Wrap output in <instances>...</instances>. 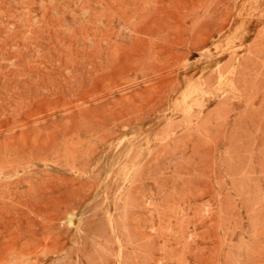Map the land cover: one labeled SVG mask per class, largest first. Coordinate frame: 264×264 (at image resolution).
I'll use <instances>...</instances> for the list:
<instances>
[{
  "label": "rangeland",
  "instance_id": "rangeland-1",
  "mask_svg": "<svg viewBox=\"0 0 264 264\" xmlns=\"http://www.w3.org/2000/svg\"><path fill=\"white\" fill-rule=\"evenodd\" d=\"M0 264H264V0H0Z\"/></svg>",
  "mask_w": 264,
  "mask_h": 264
}]
</instances>
